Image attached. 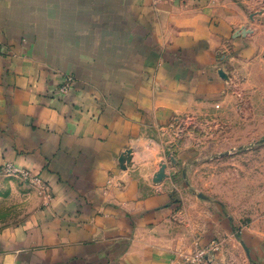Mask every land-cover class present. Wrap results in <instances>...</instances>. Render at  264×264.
I'll use <instances>...</instances> for the list:
<instances>
[{
    "label": "crops",
    "instance_id": "0c3cea01",
    "mask_svg": "<svg viewBox=\"0 0 264 264\" xmlns=\"http://www.w3.org/2000/svg\"><path fill=\"white\" fill-rule=\"evenodd\" d=\"M248 4L0 0V170L47 193L0 234V264H175L192 243L237 239L155 167L164 123L222 91Z\"/></svg>",
    "mask_w": 264,
    "mask_h": 264
},
{
    "label": "rangeland",
    "instance_id": "374dc122",
    "mask_svg": "<svg viewBox=\"0 0 264 264\" xmlns=\"http://www.w3.org/2000/svg\"><path fill=\"white\" fill-rule=\"evenodd\" d=\"M248 3L237 50L218 70L222 91L199 97L158 136L163 158L155 168L163 185L174 186L177 201L187 189L214 223L229 222L237 237L215 236L219 248L206 264H264V0ZM46 198L44 185L27 170L1 169L0 234L20 226Z\"/></svg>",
    "mask_w": 264,
    "mask_h": 264
},
{
    "label": "built area",
    "instance_id": "2783aa9c",
    "mask_svg": "<svg viewBox=\"0 0 264 264\" xmlns=\"http://www.w3.org/2000/svg\"><path fill=\"white\" fill-rule=\"evenodd\" d=\"M73 86L74 78L68 76L63 81L60 91L63 93H68L73 88ZM218 248L219 243H217L215 240H212L208 245L205 246L194 245L191 248H184L179 252L175 260V264H206L208 253L211 251V249H214L215 251Z\"/></svg>",
    "mask_w": 264,
    "mask_h": 264
}]
</instances>
